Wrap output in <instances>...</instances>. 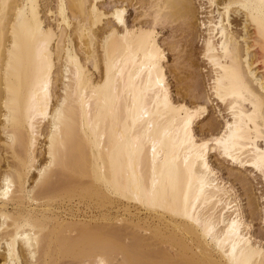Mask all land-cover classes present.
<instances>
[{"label":"bare ground","instance_id":"obj_1","mask_svg":"<svg viewBox=\"0 0 264 264\" xmlns=\"http://www.w3.org/2000/svg\"><path fill=\"white\" fill-rule=\"evenodd\" d=\"M50 1L0 0V264H264L209 159L264 183V0ZM165 26L208 64L206 92L192 60L172 67L188 104ZM212 100L228 118L198 135Z\"/></svg>","mask_w":264,"mask_h":264},{"label":"rangeland","instance_id":"obj_2","mask_svg":"<svg viewBox=\"0 0 264 264\" xmlns=\"http://www.w3.org/2000/svg\"><path fill=\"white\" fill-rule=\"evenodd\" d=\"M50 2L52 3V5H54V1L51 0ZM136 5L135 6H132V7L136 8L135 11L141 12L142 11V8L140 6H138L139 3H137ZM132 7L130 5H129V7H127L129 10H128L127 14H126V16H127L126 18H127V20L129 22L132 21V19L134 17V14H135L134 8H132ZM53 17L47 18L48 20L46 19V21L54 22V21H52ZM50 19H51V21H50ZM239 19L240 18L238 16V22H239ZM232 23H234L233 24V27L234 28H238L239 26H241V25H237L236 26V22L235 21H233ZM171 28L172 27H170V26H165V28L163 27L161 29L160 38H159L160 39V42L162 43L163 41H165V42L169 43V41H170L169 39L171 37L172 38L175 37L174 40L175 39H176L175 41L178 40L179 49H181V47H183V49L186 50L188 45H186L187 43H185V45H184V42H185V40H184L185 39L184 38V34L181 33V35L179 36V34H180L179 32H181V31H179V29L177 27H176V30H175V28H172V29ZM177 29H178V31H177ZM238 29H240V27ZM171 30H173V31H171ZM198 30H200V29H198ZM198 30H197V33H200V32H198ZM181 37H182V39H181ZM171 41H173V39H171ZM179 41H181V43H182L181 45L182 46L180 45V42ZM165 42H163V43H165ZM164 45H165L166 48L168 47V44L165 43ZM190 46H192V47H190ZM190 46H188V47H190L189 50H188V53L191 50L190 53H192V54H190V53L188 54L184 50L181 53V51H182V49H181V51L179 52V54L180 55L182 54L183 57L180 56V58H178L179 56L177 57V55H179V54H176V52H172L170 50L168 51V48L165 49V47H163L165 49V52L168 53V54H166L167 55V59H168L166 68H167V76H168V81L170 83V89H171L172 96L175 99H179V100H180V98H181V100L183 99L184 102H186L187 104L192 101L191 97L188 96V95L185 96V92L183 91V89L180 90L178 88V87H180L179 81H178V79H179L178 77H179V75H180V77L185 76L186 72L181 67L183 71H180L177 75H175L174 73L170 72L171 69H172V67L174 68V65H178V64H180L178 66H183V64H186L187 61L192 60L194 62V63H192L193 64L192 67H194V68H190V69L191 70H194L195 69V71L197 73H199L197 78H199V81L202 84L201 85V90L203 92H206L207 91V88H208L207 87L208 86L207 77L209 76L208 75L209 74L208 73L209 72V68L207 67L208 64H206V61L201 58L200 53H199L200 52V41L195 40V41L192 42V44H190ZM184 53H186L187 55L186 54L183 55ZM189 55L191 57H189V59L186 58L187 60L185 62L184 56L187 57ZM176 60H177L178 64H175V63H177ZM192 61H190V62H192ZM184 68H186V66ZM217 103L218 102H216V100H212L211 103L208 104V114L203 119H201L200 121H198L197 124L194 125L195 131H196V133L198 135H200V134H203V135L207 134V132H206V123L208 122V119H213L214 118L216 120V122L218 123V124L217 123L216 124H217V128L219 129V128H221L222 123L224 122L225 118L226 119L228 118L227 111L223 108L222 105H220L219 103L217 104ZM209 159H210V162L217 168V170H219L218 175L221 178H223L225 181H228L229 183L232 182V184L234 185V190L236 191L235 192L236 193L235 196H237V199H239L238 201H240L239 202L241 204V208L240 209H242L243 217L246 219V221L250 225L251 233H253L254 236H257V235H260V234H264L263 233L264 232V221L263 220H260L259 218H257V215H256L257 214V211H256L255 216H254L255 218L254 217H251L250 218V216H248L249 214L247 213L248 212V209H247V199H245L246 196H244L245 195L244 194V190L240 186V183L237 182V180L234 179V176L235 175L238 176L237 175L238 173H239V176H240V173H241V175H244L245 174V177L247 178V184L250 185V186L247 185V187L249 186V191L251 192L252 197L255 198L256 202L258 200V202H259L258 207L259 208L261 207V210L259 209V211H261L260 213H262V205H263V202L262 201L264 199V196H263L264 195L263 194L264 193V183H263L262 179L258 175H254L252 173H249L248 172V169H246V168H244L242 166H239L238 164L236 165L235 163H232L231 161L220 157L216 153L214 154V152H211ZM248 174H250V175H248ZM262 196H263V198H262Z\"/></svg>","mask_w":264,"mask_h":264}]
</instances>
